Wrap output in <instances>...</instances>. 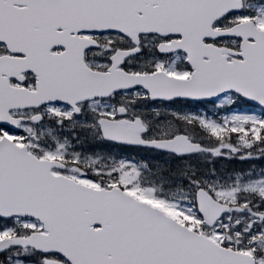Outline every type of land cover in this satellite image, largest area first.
I'll return each instance as SVG.
<instances>
[{
    "label": "snow or ice",
    "instance_id": "1",
    "mask_svg": "<svg viewBox=\"0 0 264 264\" xmlns=\"http://www.w3.org/2000/svg\"><path fill=\"white\" fill-rule=\"evenodd\" d=\"M0 264H264V0H0Z\"/></svg>",
    "mask_w": 264,
    "mask_h": 264
}]
</instances>
